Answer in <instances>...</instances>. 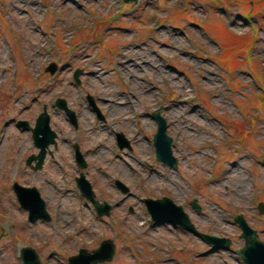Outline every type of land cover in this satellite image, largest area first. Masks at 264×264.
I'll return each mask as SVG.
<instances>
[{
  "label": "rangeland",
  "instance_id": "1",
  "mask_svg": "<svg viewBox=\"0 0 264 264\" xmlns=\"http://www.w3.org/2000/svg\"><path fill=\"white\" fill-rule=\"evenodd\" d=\"M58 98L76 112V128ZM44 106L56 145L33 171L26 161L40 150L18 122L34 128ZM159 108L176 169L156 159ZM117 134L130 148L119 149ZM263 160L264 0H0V264H22L23 246L43 264H69L78 250L92 253L108 239L115 255L99 264H244L233 221L242 215L264 242ZM81 173L96 199L112 206L109 216L81 195ZM238 174L242 198L230 191ZM14 182L37 187L50 221L29 222ZM163 197L182 206L198 231L228 238L229 249L153 222L143 200Z\"/></svg>",
  "mask_w": 264,
  "mask_h": 264
},
{
  "label": "water",
  "instance_id": "2",
  "mask_svg": "<svg viewBox=\"0 0 264 264\" xmlns=\"http://www.w3.org/2000/svg\"><path fill=\"white\" fill-rule=\"evenodd\" d=\"M125 3H136L139 0H122ZM57 66L50 64L46 71L54 74ZM80 70L75 71L74 79L79 83ZM90 105L96 110L99 118L101 113L99 109L95 107V103L91 96H88ZM56 107L63 110L70 122L77 127V118L75 112L68 108L64 99H58L56 101ZM161 108L152 114V118L157 123V130L154 134L153 145L156 152V159L163 163V165L176 169L178 166V160L173 155L172 144L173 139L167 134V120L160 113ZM50 117L47 113L46 107L36 120L35 127L32 128L27 121H19L18 126L25 130L31 131L34 141V146L40 151L37 155L30 156L26 164L33 170L37 171L43 167L47 152L51 145H56L57 134L50 127ZM117 144L120 149L130 148L129 141L123 134H117ZM75 149V161L80 169L86 167L85 159L80 151L79 145H74ZM264 161V160H263ZM35 163L33 166L32 164ZM77 187L84 198H86L93 205L97 214L102 216H109L112 206L104 203L101 204L96 199V194L93 191L91 183L81 173L76 178ZM115 184L117 188L123 193H129V188L121 181L116 180ZM13 190L16 194L20 207L28 212V220L31 224H34L38 220L50 221L51 215L47 211V205L42 198L41 193L36 187H25L18 182L13 183ZM147 211L151 216L152 221L156 223H168L173 226H179L188 232L198 236L201 240L213 246L214 249H229L231 241L228 238H219L217 236L208 235L198 231L195 225L191 222L189 215L183 210L182 206L176 205L170 198L163 197L161 199L144 200ZM191 206L199 210L200 206L196 201L191 203ZM258 211L264 215V204L259 203ZM236 223L241 229L240 238L244 240V246L237 250L236 254L243 260L244 264H264V242L261 240L257 231L251 228L242 215H237L234 218ZM116 246L112 240H104L100 246L92 253L86 249L79 250V253L69 258V264H99L105 262H111L115 255ZM22 264H42L39 254L32 247H26L21 251Z\"/></svg>",
  "mask_w": 264,
  "mask_h": 264
},
{
  "label": "bare ground",
  "instance_id": "3",
  "mask_svg": "<svg viewBox=\"0 0 264 264\" xmlns=\"http://www.w3.org/2000/svg\"><path fill=\"white\" fill-rule=\"evenodd\" d=\"M207 83H210V79H207ZM142 124L143 125H145V126H147L148 125V121L145 119V118H142ZM235 169L236 168H234V169H232L233 171H235ZM228 171L229 170H227V173H228ZM228 178H224L223 180H222V182L224 183V182H227L226 180H227ZM237 184H236V186H234V187H237V189H231L230 191H232V193H235L236 195H238V194H240L239 195V197L240 198H242L243 196H242V191H244L245 190V185H244V179L238 174V182H236ZM244 186V187H243ZM243 189V190H242ZM240 190H242V191H240ZM233 191H235V192H233Z\"/></svg>",
  "mask_w": 264,
  "mask_h": 264
},
{
  "label": "flooded vegetation",
  "instance_id": "4",
  "mask_svg": "<svg viewBox=\"0 0 264 264\" xmlns=\"http://www.w3.org/2000/svg\"><path fill=\"white\" fill-rule=\"evenodd\" d=\"M136 47L137 48H139V44H137L136 45ZM88 96H91V95H88ZM88 96L86 97V100H87V102H88V104H89V106L94 110V112L96 113V115H97V118L99 119V116H98V113L96 112V110L90 105V103H89V100H88ZM92 97V99H93V101H94V103H95V107H97L98 108V100H97V98H95L94 96H91ZM71 109V108H70ZM99 109V108H98ZM99 112L101 113V111H100V109H99ZM104 117H103V115H102V113H101V119H99V120H102ZM32 155H35V154H31L30 156H32ZM29 156V157H30ZM34 171V170H33Z\"/></svg>",
  "mask_w": 264,
  "mask_h": 264
},
{
  "label": "trees",
  "instance_id": "5",
  "mask_svg": "<svg viewBox=\"0 0 264 264\" xmlns=\"http://www.w3.org/2000/svg\"><path fill=\"white\" fill-rule=\"evenodd\" d=\"M248 37V36H247Z\"/></svg>",
  "mask_w": 264,
  "mask_h": 264
}]
</instances>
